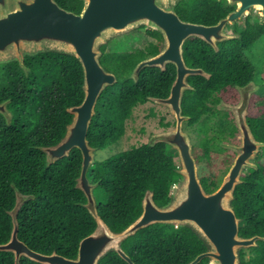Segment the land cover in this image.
<instances>
[{
    "label": "trees",
    "instance_id": "1",
    "mask_svg": "<svg viewBox=\"0 0 264 264\" xmlns=\"http://www.w3.org/2000/svg\"><path fill=\"white\" fill-rule=\"evenodd\" d=\"M73 12H79L82 0H56ZM184 21L213 25L226 16L230 7L225 0H180L174 7ZM230 12V11H229ZM238 39L218 42L215 51L205 41L190 37L183 44L184 60L189 67L202 68L209 78L190 75V89L182 96V114L188 123H198V141L193 147L197 164L212 167V158L220 141L231 140L238 133L235 124L223 116H212L209 102L220 98L238 100L237 87H243L253 68L245 57L264 35V23L256 21L253 31L240 30ZM146 34L156 42L128 52L108 51V43L100 47L101 65L113 72L117 81L99 95L95 114L87 131V140L96 150H104L118 142L126 132V123L134 108L150 98H166L175 78V67L167 63L164 70L145 67L136 81L130 78L141 60L161 49V35L147 28ZM24 64L30 69L26 76L17 60L0 63V102L10 99L8 109L12 121L7 124L0 114V244L8 241L12 220L8 212L15 204L14 186L23 194L34 195L20 208L17 219L18 237L34 251H53L75 258L82 238L95 228L93 217L84 207L86 197L75 188L81 168V152L73 148L69 156L46 166L45 155L35 146L57 143L65 134L72 115L67 107L78 105L84 97L83 70L78 59L53 50L25 54ZM249 83V82H248ZM247 83V84H248ZM246 85V84H245ZM247 123L256 140L264 142V96L253 97L247 109ZM228 113V112H226ZM203 116L206 120H200ZM211 123V124H210ZM160 124L168 128L173 123ZM212 133L200 134L199 129ZM224 128L230 131L225 134ZM256 159L257 169L242 173L231 200L235 215L240 219L239 235L264 237V148ZM176 151L157 142L133 145L105 160H95L89 179L97 184L93 189L98 213L108 227L119 232L142 212L141 201L147 190L159 206L172 199L173 184L181 180ZM206 191H214L221 177L211 171L201 176ZM240 249V264H264V240ZM123 251L135 264H187L206 251V243L188 226L154 223L136 231L122 243ZM203 258L198 264H210ZM0 264H14L11 252L0 251ZM20 264H40L22 256ZM98 264H128L116 252L109 251Z\"/></svg>",
    "mask_w": 264,
    "mask_h": 264
},
{
    "label": "water",
    "instance_id": "2",
    "mask_svg": "<svg viewBox=\"0 0 264 264\" xmlns=\"http://www.w3.org/2000/svg\"><path fill=\"white\" fill-rule=\"evenodd\" d=\"M14 1L16 8L0 16V63L15 59L27 76L30 69L24 64L25 54L53 50L76 57L82 66L84 97L80 104L66 108L72 119L66 125L64 136L53 145L35 147L44 153L47 167L69 156L73 148L81 152V168L75 188L84 193L86 202L83 205L96 226L80 240L75 258H66L55 251L50 254L34 251L19 239L17 219L23 203L33 199L34 195L21 193L13 184L15 204L8 212L12 229L8 241L0 244V251L11 252L14 264H20L22 256L40 264H98L109 251L116 252L128 264H135L123 251L121 243L141 228L163 223L190 227L208 246L206 251L187 264H198L205 257L209 258L210 264H240L239 250L256 246L257 240H264V237L239 235L240 219L235 215L231 200L236 185L242 181L244 169L258 168L251 159L257 156L260 147H264V142L255 139L247 123L250 93H243L237 106L233 107L234 111L231 110L235 113L241 138L240 145L235 148V158L217 189L210 192L204 189L197 175L190 137L182 130V122L187 117L182 114L181 102L184 91L191 88L188 76L209 78L210 74L202 68L187 66L183 44L188 38L197 37L218 51V42L239 37V34H225L227 25L250 15L254 9L258 10L260 23H264V0H226L230 7L235 8L213 25L182 20L174 9L180 0H82L79 12L66 10L56 0ZM0 4L4 5L3 0ZM142 25L160 32L163 45L157 54L138 62L130 78L136 81L145 67L164 70L167 63L174 65L175 78L169 95L151 99L169 108L175 116V126L153 135L149 145L163 142L177 152L180 163L177 173L181 180L172 192L171 201L165 206L157 205L153 192L147 190L141 201V214L125 229L114 232L99 215L93 195L97 184L90 182L88 174L95 163L96 149L89 144L87 131L99 95L117 81L116 75L101 65L100 47L115 34ZM248 86L237 88L246 91ZM9 103L10 99L0 102V114L7 124L13 117L8 109ZM219 104L222 101L217 106ZM222 145L227 146L225 143Z\"/></svg>",
    "mask_w": 264,
    "mask_h": 264
},
{
    "label": "rangeland",
    "instance_id": "3",
    "mask_svg": "<svg viewBox=\"0 0 264 264\" xmlns=\"http://www.w3.org/2000/svg\"><path fill=\"white\" fill-rule=\"evenodd\" d=\"M15 8H16L15 1L7 0V3L4 7L0 6V16L5 11H11ZM254 11L258 12L257 9H254L252 13ZM147 28H150V26L148 25H142L139 27L136 26L129 30L115 34L114 36L110 37L105 43V44L108 43V48H107L108 51L111 52L118 51L124 53L134 50L138 47H144L147 45L149 41L154 42V40L150 39V37L146 34ZM224 33L227 35L231 34L226 32L225 30ZM246 57L248 62L253 66L256 76L259 75L260 73L262 74L264 73V38L262 40H259L251 48L250 52L246 54ZM251 85L246 89V91H240L237 89L238 91L237 102L229 103L222 99L221 100L222 104H219L217 108L225 112L230 111L235 119L236 117L235 113L232 112L234 111L233 107H235V105L239 102V99L242 96V94L250 93L251 95V93L256 92L259 89V86L253 87V85H255V82L251 83ZM160 120H162L164 123L172 122L173 124L170 127L165 128L160 124ZM175 122H176L175 116L170 112L169 108L164 104L157 103L156 101L151 100L143 105H138L136 108H134L131 118L126 123L125 135L118 142L108 146L104 150H96L95 160H105L107 158H111L112 156L118 154L123 150L130 148L133 145H139L141 143H149L153 135L173 129L175 126ZM231 122L234 124L233 118ZM182 125H183L182 130L190 137L192 146L193 147L196 146L195 144L198 141L196 133H194L193 130L189 128L187 124H185V120L182 122ZM222 143L227 144V146H223ZM240 143H241L240 132H238L237 135H235V137L229 141H220L219 146L220 148H222V151H218L214 154L212 158L213 165L210 169L206 165L201 166L200 164L196 163L198 177L200 178L201 176H207L208 173L214 171L220 175L222 182L223 178L226 175V172L228 171L237 153L235 151V148L238 147ZM262 148L264 147L263 146L260 147L258 154L263 150ZM258 154L254 159H251L252 163L254 162L256 163ZM247 169H244L243 173H246Z\"/></svg>",
    "mask_w": 264,
    "mask_h": 264
},
{
    "label": "flooded vegetation",
    "instance_id": "4",
    "mask_svg": "<svg viewBox=\"0 0 264 264\" xmlns=\"http://www.w3.org/2000/svg\"><path fill=\"white\" fill-rule=\"evenodd\" d=\"M226 1V0H225ZM3 2H4V5H1L0 4V6L1 7H4L5 5H6V3H7V0H3ZM226 4H227V6L228 7H230L229 5H228V3H227V1H226ZM235 8V6H233V7H230V10L229 11H231V10H233ZM14 10V9H13ZM228 11V12H229ZM256 21H258L259 23H260V16H259V13L258 12H256V11H254L252 14H250V15H246V16H244L241 20H238V21H236L235 22V24H233V25H231V24H229V25H227L226 27H225V31L226 32H228V33H231V34H236V35H238V33L237 32H239V33H241V31L240 30H245V31H253L255 28H256ZM154 30V29H153ZM155 31H157V30H155ZM158 32V31H157ZM160 35H161V33L160 32H158ZM239 36H240V34H239ZM161 37H162V35H161ZM264 38V35H262L259 39H258V41L259 40H262ZM150 39H153L154 40V42H156L157 41V39H155L154 38V36H150ZM234 39H238V37L237 38H234ZM225 41V40H224ZM257 41V42H258ZM221 42H223V41H221ZM256 42V43H257ZM220 43V42H219ZM255 43V44H256ZM254 44V45H255ZM162 45H163V37H162V43H161V48H162ZM253 45V46H254ZM252 46V47H253ZM251 47V48H252ZM251 48L250 49H248V50H246L245 51V57H246V54L248 53V52H250V50H251ZM246 59H247V57H246ZM188 66H190V65H188ZM252 68H253V66H252ZM189 77V76H188ZM249 82V83H248ZM251 82H255V85H253V87H255V86H259V89L256 91V92H253V93H251V95H250V101H251V99L254 97H261V96H264V73L262 74V73H260L259 75H257L256 76V73H255V70H254V68H253V71H252V74H251V76L247 79V81L245 82V84L247 85V83L249 84V86L251 85ZM245 84H243L244 86H245ZM248 86V87H249ZM252 86V85H251ZM251 89H252V87H251ZM152 99L150 98V100L149 101H151ZM222 99L220 98L216 103H214V102H209V106H210V122L212 121V116L213 115H216V116H220V117H223V116H225L228 120H229V122H231L232 121V118H233V120H234V124L236 125V123H235V119H234V116H233V114L229 111L228 113H226L225 111H221L220 109H218L217 108V105H218V103L221 101ZM238 101V100H237ZM236 101V102H237ZM226 102H228V101H226ZM147 103V102H146ZM229 103H231V102H229ZM249 106V105H248ZM231 114V115H230ZM232 116V117H231ZM207 119V117H205V116H203L200 120H206ZM188 121H189V116L187 117V119L185 120V124H187V126L189 127V128H191L192 130H193V132L194 133H197V128L199 127V125H198V123H196V122H194L192 125H190L189 123H188ZM211 124V123H210ZM183 126V125H182ZM236 127H237V125H236ZM238 129V128H237ZM212 133V130H208V131H206L205 129H203V128H200L199 129V133L200 134H205V133ZM238 132H239V130H238ZM223 133H225V134H229L230 133V131L228 130V129H225L224 128V132ZM237 135V134H236ZM226 141H229V140H226ZM219 145H220V142L218 143ZM260 154V153H259ZM259 154H258V156H259Z\"/></svg>",
    "mask_w": 264,
    "mask_h": 264
},
{
    "label": "built area",
    "instance_id": "5",
    "mask_svg": "<svg viewBox=\"0 0 264 264\" xmlns=\"http://www.w3.org/2000/svg\"><path fill=\"white\" fill-rule=\"evenodd\" d=\"M176 186H177V184H176V183H174V184H173V189H174Z\"/></svg>",
    "mask_w": 264,
    "mask_h": 264
}]
</instances>
